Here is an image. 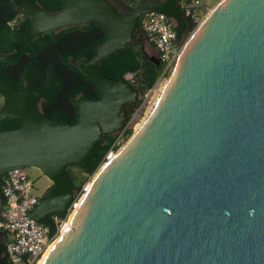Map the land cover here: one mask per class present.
<instances>
[{
	"label": "water",
	"instance_id": "95a60500",
	"mask_svg": "<svg viewBox=\"0 0 264 264\" xmlns=\"http://www.w3.org/2000/svg\"><path fill=\"white\" fill-rule=\"evenodd\" d=\"M177 1L138 0L128 10L121 0H65L52 12L10 0L31 21L30 47L91 21L107 31L92 59L72 62L101 92L95 101L82 93L74 124L40 110L61 84L54 71L43 90L33 85L35 66L19 89L0 74V119L22 121L0 130V179L36 168L51 182L32 219L52 234L47 215L75 201L67 167L96 171L41 264H264V0H220L194 29ZM152 12L172 21L178 43L189 37L141 126L99 164L97 143L123 128L139 98L101 61L143 49L141 18ZM16 54L0 52V65ZM3 237L0 264H8Z\"/></svg>",
	"mask_w": 264,
	"mask_h": 264
},
{
	"label": "trees",
	"instance_id": "16d2710c",
	"mask_svg": "<svg viewBox=\"0 0 264 264\" xmlns=\"http://www.w3.org/2000/svg\"><path fill=\"white\" fill-rule=\"evenodd\" d=\"M37 1L48 11L59 10L65 2V0ZM122 1L128 10H131L137 3V0ZM18 15L20 13L13 8L10 0H0V52L10 53L15 50L17 52L13 59L0 65V74L10 77L19 89L27 71L35 66L33 85L37 89H45L49 83L50 72L54 71L61 80V84L53 100L43 102L41 107L46 114L56 112L55 116H64L63 109L74 104L73 96L77 92L86 91L89 95L93 92L98 96L101 94L95 83L76 67L71 66L68 59L75 53L88 56L96 54L97 46L107 37V31L100 22L93 21L88 26L72 27L53 35H46L42 42L30 47L25 40L31 31L29 18L23 17L14 29L8 26V21ZM191 26L193 27L192 24ZM149 45L153 48L151 43ZM156 59V53L154 56H149L139 43L102 60L101 65L103 73L111 79H124L127 74H132L134 86L138 88L139 94H143L154 86L159 77L161 67L155 63ZM21 124V119L17 117L0 119V130L16 129ZM132 133L133 130H128L126 138L128 139ZM115 137L116 134H111L101 138L97 143L95 157L99 164L106 161L105 156L110 150H118L117 147H112ZM70 167L78 166L72 164L67 167V171L76 194H82L81 184L75 185L73 182ZM55 215L64 219L66 212H56Z\"/></svg>",
	"mask_w": 264,
	"mask_h": 264
},
{
	"label": "built area",
	"instance_id": "2783aa9c",
	"mask_svg": "<svg viewBox=\"0 0 264 264\" xmlns=\"http://www.w3.org/2000/svg\"><path fill=\"white\" fill-rule=\"evenodd\" d=\"M177 4L185 18L193 25V29L203 22L211 10L209 0H178ZM141 29L145 40L154 48L161 71L154 86L139 94L137 105L129 119L123 128L115 133L112 147L120 148L127 140V131H134L140 114L146 108L148 98L155 93L165 77L170 75L181 50V43L176 40L174 25L163 14L152 12L143 15ZM124 79L133 84L132 74H127ZM112 154L113 150H110L105 159L110 158ZM0 195V230L4 234V256L7 263L38 264L49 246L58 238L73 208L66 212L64 219L54 218L55 227L52 234L47 227L34 221L31 213L38 203L39 196L26 169H14L4 175L0 179Z\"/></svg>",
	"mask_w": 264,
	"mask_h": 264
},
{
	"label": "rangeland",
	"instance_id": "374dc122",
	"mask_svg": "<svg viewBox=\"0 0 264 264\" xmlns=\"http://www.w3.org/2000/svg\"><path fill=\"white\" fill-rule=\"evenodd\" d=\"M122 1V0H121ZM211 1V5L210 8H212L213 6H215L218 2H220V0H209ZM123 2V1H122ZM189 37V34H187L183 41L181 42V46L184 44V42L186 41V39ZM143 50L149 55V56H154L155 54L153 53L151 46L149 45V43L145 40V43L143 45ZM169 77L166 76L165 80L161 83V85H158L156 88L155 93H153L150 98H148V103L146 104V108L143 109V113L140 114V117L138 119V124L135 126L136 130L139 125L143 122L144 118L146 117V115L148 114V112L150 111L152 105L155 102V99L159 93V91L161 90V87L164 85L166 79ZM128 140V139H127ZM126 140V141H127ZM125 141V142H126ZM119 149V148H118ZM116 151H113V153ZM28 175L30 176L31 179H33L34 183H35V187H36V193L38 196H41L43 194V192L46 190V188L51 184V182L36 168H27L26 169ZM70 174L73 177V182L75 185H79L81 184V188L83 193L80 194H76L77 192L75 191V201H74V205L82 198V196L84 195L85 191L87 190V186L88 184L92 181V179L95 177L96 171L94 173L87 174L85 173L83 170H81L78 167H70L69 168ZM74 208V207H73ZM73 211V209H72ZM71 214V213H70Z\"/></svg>",
	"mask_w": 264,
	"mask_h": 264
},
{
	"label": "flooded vegetation",
	"instance_id": "af4514ba",
	"mask_svg": "<svg viewBox=\"0 0 264 264\" xmlns=\"http://www.w3.org/2000/svg\"><path fill=\"white\" fill-rule=\"evenodd\" d=\"M138 1V0H137ZM65 3V2H64ZM64 6V5H63ZM62 6V7H63ZM62 8H60L59 10H55V11H52V12H57V11H60ZM23 17H25V16H23L22 14H20V15H18V16H16L13 20H11V21H8V26L11 28V29H14L16 26H17V24H18V22L20 21V20H22L23 19ZM31 22V21H30ZM91 22H93V21H91ZM90 22V23H91ZM89 23V24H90ZM88 24V25H89ZM88 25H86V26H88ZM83 25H80V26H76V27H82ZM72 28V27H71ZM66 29H69V28H66ZM62 30H65V29H62ZM61 30V31H62ZM74 33H76V31H74ZM77 33H78V31H77ZM100 45V44H99ZM98 47V46H97ZM95 55V54H94ZM94 55H91V56H88L87 54H79V53H75L74 55H72V56H69L68 57V59H69V62H70V64H71V66H73V67H76L75 65H73L72 64V62H74V63H78L79 61H82V60H90V59H92V57L94 56ZM16 87V86H15ZM38 90H43V89H38ZM82 93H86V95H87V98L89 99V100H93V101H95V100H99L100 99V97H101V94L98 96V94H96V93H91L90 95L86 92V91H80V92H77L74 96H73V100H74V104H72L71 106H69V107H67V108H65V109H63L64 111V116H55L57 113L56 112H50L49 114H46L43 110H42V107H41V105H42V103L40 104V110L42 111V112H44L48 117H50V118H52V119H55V118H62V119H64V120H66L68 123H70V124H74V123H76L77 122V120H78V117H79V106H78V104H77V101L81 98V96H82ZM54 96H55V94H54ZM54 96H53V98H54ZM53 98L51 99V100H53ZM50 100V101H51ZM2 104H3V98H2V96H0V107L2 106ZM134 109V108H133ZM133 109L130 107V106H128V107H126V111H127V113H128V116H126L127 117V120L129 119V116H130V114H129V111L130 110H132L133 111ZM127 122V121H126ZM125 122V123H126ZM48 188V187H47ZM46 188V189H47ZM40 197L41 196H39V200H38V203H37V205L39 204V202H40ZM36 205V206H37ZM35 206V207H36ZM55 213L56 212H54V213H50V214H48L47 215V219L53 224V226L55 227V222H54V218H57V215H55Z\"/></svg>",
	"mask_w": 264,
	"mask_h": 264
},
{
	"label": "bare ground",
	"instance_id": "6f19581e",
	"mask_svg": "<svg viewBox=\"0 0 264 264\" xmlns=\"http://www.w3.org/2000/svg\"><path fill=\"white\" fill-rule=\"evenodd\" d=\"M161 88H162V87H161ZM159 92H160V91H159ZM158 95H159V93H158ZM158 95H157V97H158ZM157 97H156V99H157ZM156 99H155V101H156ZM154 103H155V102H154ZM153 105H154V104H153ZM153 105H152V106H153ZM148 113H149V112H148ZM147 115H148V114H147ZM147 115H146V116H147ZM145 118H146V117H145ZM145 118H144V119H145ZM143 121H144V120H143ZM142 123H143V122H142ZM142 123H141V124H142ZM141 124L139 125V127L141 126ZM139 127H138V128H139ZM138 128H137V129H138ZM137 129H136V130H137ZM136 130H135V131H136ZM95 176H96V175H95ZM90 184H91V182L88 184L87 189L90 187ZM80 201H81V200H79V201L74 205V209L77 208V207L79 206ZM72 214H73V211H72V213L70 214L69 219L63 224L60 233H62V232H63V231L69 226V224H70V219H71ZM56 239H57V238H56ZM54 243H55V241L49 246V248H48L47 251L44 253V255H43V257L41 258V260L38 262V264H41V263L43 262V260H44V258H45V256H46V254H47V252H48V250L51 248V246H52Z\"/></svg>",
	"mask_w": 264,
	"mask_h": 264
},
{
	"label": "crops",
	"instance_id": "0c3cea01",
	"mask_svg": "<svg viewBox=\"0 0 264 264\" xmlns=\"http://www.w3.org/2000/svg\"><path fill=\"white\" fill-rule=\"evenodd\" d=\"M151 49H152V51H153V53L155 54V51H154V49L151 47Z\"/></svg>",
	"mask_w": 264,
	"mask_h": 264
}]
</instances>
